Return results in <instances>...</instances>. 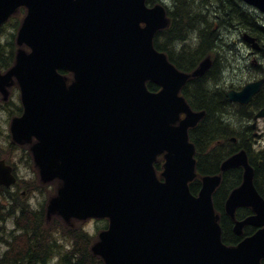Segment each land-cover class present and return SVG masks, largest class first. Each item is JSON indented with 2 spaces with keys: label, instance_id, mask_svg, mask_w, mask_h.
Here are the masks:
<instances>
[{
  "label": "water",
  "instance_id": "95a60500",
  "mask_svg": "<svg viewBox=\"0 0 264 264\" xmlns=\"http://www.w3.org/2000/svg\"><path fill=\"white\" fill-rule=\"evenodd\" d=\"M245 1L264 12V0ZM22 5L28 14L17 42L31 51L19 48L14 66L0 73V90L7 99L16 77L24 113L12 120L13 139L35 136L31 150L41 179L62 182L48 217L109 218L92 246L106 264H249L242 248L258 236L237 248L222 242L212 200L219 178L204 177L198 196L190 191L196 160L188 129L205 111H193L179 92L211 62L185 73L154 48L155 32L168 24L165 7H148L146 0H0V25ZM58 69L74 74L71 84ZM149 80L161 90L150 91ZM261 83L228 95L247 102ZM161 153L164 180L154 168ZM240 156L223 168L245 164ZM252 176L249 169L246 181ZM15 180L0 160V183ZM241 200L233 193L228 210ZM247 222H264V208Z\"/></svg>",
  "mask_w": 264,
  "mask_h": 264
},
{
  "label": "trees",
  "instance_id": "16d2710c",
  "mask_svg": "<svg viewBox=\"0 0 264 264\" xmlns=\"http://www.w3.org/2000/svg\"><path fill=\"white\" fill-rule=\"evenodd\" d=\"M171 1L168 11L172 25L164 33L166 34L165 40L176 42V28L174 26L176 22L179 24L178 35L182 36L185 33L200 34L201 36V41L197 47L187 49V54H177L188 59L177 62L179 67L184 70H189L193 60L196 61L199 56L205 53L206 49L215 47V45L220 46L217 29L224 24L227 26L239 21L245 30L256 34L264 41V27L258 25V19L253 13H249L245 8L241 9L236 0H214L213 3H209V0H178L177 3L176 0ZM209 7L217 10V14L220 13L218 21H216L218 23L216 29L213 28L215 22H212L206 15ZM22 13L20 12L12 21L14 28L19 25ZM180 50L184 52V49ZM16 51L15 34L0 33V70L7 69L13 64ZM223 63H225L224 59ZM217 69L219 71V66L216 63L208 75L190 81L185 93L194 108L207 110L205 119L191 131V138L198 149V170L201 174L215 172L220 164L221 156L225 152L221 148L209 150L215 139L224 138L226 134L233 133V127L238 125V120L240 124L242 123V119L231 115V109H227L231 106H229L224 92L216 89V84L210 81L219 77ZM213 74L214 76L211 77L210 75ZM207 76H209V82L206 80ZM149 87L152 90L158 89L153 83H150ZM227 117L230 118L229 122L226 121ZM2 125L0 120V139H5V143L0 142V157L10 158V153L18 151V146L12 142L9 133L2 128ZM3 150L6 151L3 153ZM28 157L31 156L28 155ZM28 162L31 163L30 159ZM156 166L160 170L162 162H157ZM260 177H264V171ZM35 185L33 188L40 191L46 188L40 182H36ZM199 187L200 182L196 180L191 185L192 192L196 193ZM28 190L33 191L31 187ZM1 199H11L12 203L6 207L0 202V219H5L9 215L16 216L20 234L13 235L15 248L6 253V258L2 259L0 264H50L52 258L57 260V264H104V261L95 256L90 249L94 237L82 228L72 229L57 217L53 218L47 225L44 207L35 209L20 192L13 193L2 186H0ZM5 210L7 211L3 213ZM1 229L4 228H0V235L3 234Z\"/></svg>",
  "mask_w": 264,
  "mask_h": 264
},
{
  "label": "flooded vegetation",
  "instance_id": "af4514ba",
  "mask_svg": "<svg viewBox=\"0 0 264 264\" xmlns=\"http://www.w3.org/2000/svg\"><path fill=\"white\" fill-rule=\"evenodd\" d=\"M178 0H176L177 3ZM214 0H209V3H213ZM208 16L211 18L213 15L216 16V19L220 16L217 14V10L212 7L207 8ZM241 22L232 23L231 29H229L228 38L231 40V48L236 51L237 54L240 53L238 57H241L245 60H250L255 63V67L257 68V79L259 77L264 76V47H259L255 51H248L246 55H244L241 47L244 46L243 42V28L240 27ZM178 23L176 22V42L173 45L174 52V61L177 63L179 60H188L184 59L182 55L176 54H187L186 50L191 49L196 46L201 41L200 34H185L178 35L177 34ZM220 27L218 28V30ZM223 38V34H220V31L217 34V38ZM157 39V38H156ZM182 39V40H181ZM190 43V47L188 46ZM240 45V46H239ZM219 49H223V46L215 45L209 50V56L212 59V68L217 63L219 69L225 68V64L223 63V54L218 51ZM180 49H184L180 50ZM188 51V50H187ZM192 58V57H191ZM193 59V58H192ZM241 59V61H242ZM195 60L193 63L195 64ZM179 63V62H178ZM192 63L191 66L194 64ZM218 70V69H217ZM264 108V83L260 87L258 94L255 99L247 104L245 107H241L239 110V118L242 119V123L238 120V125L234 128L233 133L226 134V138L233 140L232 143L234 149H238L243 145L247 149L249 160L252 166L254 167V185L257 189L258 193L264 199V177H260L261 173L264 171V117L258 118L257 122L253 119L256 114ZM242 116V117H241ZM244 116L250 117V120H247ZM226 121H230V118L227 117ZM243 168L235 167L224 171L222 174V181L215 193L216 207H218L221 215H222V226H223V234L222 239L223 242L229 247L238 246L241 242L246 240L249 237L254 236L258 231L264 229V224L258 223H246L243 224L239 230H236L237 221H245L248 217L256 214V211L253 207L249 206H239L236 210L235 218L228 216L226 211V201L229 197L231 191L239 186L243 181ZM224 216V219H223ZM261 264H264V258L261 259Z\"/></svg>",
  "mask_w": 264,
  "mask_h": 264
},
{
  "label": "rangeland",
  "instance_id": "374dc122",
  "mask_svg": "<svg viewBox=\"0 0 264 264\" xmlns=\"http://www.w3.org/2000/svg\"><path fill=\"white\" fill-rule=\"evenodd\" d=\"M188 46L189 47L191 46L190 43H188ZM241 50H243V52L248 53L247 52V50L249 51L248 45L244 44V46L241 47ZM240 53H238L237 55L239 56ZM238 56H236V53H235L233 57H232V54L230 55V57H231L230 60L227 58L224 59L225 68H229V69L223 75V78L221 80L222 86H224V84H225L229 88L231 84L238 82V81H241L242 76H244L246 74V72L250 73V71H254L253 66H250L251 60H245V59H242L241 57H238ZM241 59H242V61H241ZM251 74H253V73H251ZM249 78H250V75H247V80H249ZM238 84L239 83H237L236 85H238ZM12 94H13L12 100L17 101L18 100L17 91L14 90L12 92ZM227 109L230 110L231 107H229ZM0 120L2 121V124H3L2 128H4L5 130L8 129L9 125L6 123V120H7V114L6 113L0 112ZM0 142L5 143V139H0ZM5 151L6 150H3L2 152L4 153ZM19 163L20 162H18V164ZM34 172H35V168H31L28 165L20 163V165H19V173L20 174L27 175V176L32 175L35 177ZM46 192L49 193V191H46ZM44 198H45L44 195H42L40 192H35V193H32L30 195L28 202H30L32 207L41 208V205L44 202ZM15 221H16V216L7 217L4 221H2V223H0V225H1V227H3L6 230H11V229H14V227H15ZM102 225H103L102 222L91 221V222H89V224L87 225L86 228L91 233H93V232H95V230L97 229L98 226L101 227ZM7 248H8V245L0 237V256L7 250ZM50 264H57V263H56V261H54L52 259L50 261Z\"/></svg>",
  "mask_w": 264,
  "mask_h": 264
}]
</instances>
